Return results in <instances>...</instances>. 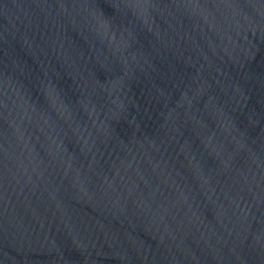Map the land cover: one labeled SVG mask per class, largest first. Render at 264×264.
Here are the masks:
<instances>
[{
	"label": "water",
	"instance_id": "1",
	"mask_svg": "<svg viewBox=\"0 0 264 264\" xmlns=\"http://www.w3.org/2000/svg\"><path fill=\"white\" fill-rule=\"evenodd\" d=\"M0 264H264V0H0Z\"/></svg>",
	"mask_w": 264,
	"mask_h": 264
}]
</instances>
